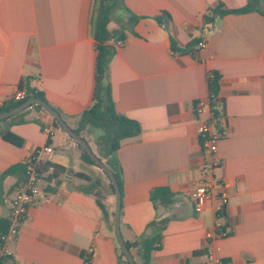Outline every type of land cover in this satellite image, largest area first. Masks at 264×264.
Segmentation results:
<instances>
[{
  "label": "crops",
  "instance_id": "crops-1",
  "mask_svg": "<svg viewBox=\"0 0 264 264\" xmlns=\"http://www.w3.org/2000/svg\"><path fill=\"white\" fill-rule=\"evenodd\" d=\"M249 1L122 0L112 14L110 29L131 16L139 19L126 31L127 41L117 45L107 81L117 111L142 128L117 152L123 170V238L142 240L153 234L148 228L153 221L168 220L150 264H208L206 235L214 230L220 201L197 211L191 192L205 181L203 168L212 158L199 138L201 122L210 117L221 134L220 166L213 176L224 184L220 193L229 200L230 230L213 244L226 264H264V0L244 14L215 12L242 9ZM98 7V0H0V102L9 103L19 89L35 90L69 117V125L75 121L70 118L90 108ZM212 15L216 28L206 40L204 24ZM196 40H206L207 46L185 53L172 48L173 42L184 49ZM213 76L219 93L212 103ZM198 102L210 115L197 118ZM24 119L2 124V132L10 131L20 143L0 134V174L50 144L54 152L45 160L101 182L105 210L85 179L70 177L53 194H45L41 184V196L4 250L18 264H86L88 258L89 264H121L116 198L105 174L82 160L78 145L47 111L32 109ZM87 141L96 152L95 143ZM15 183L13 176L0 178V219L10 216L12 198L23 188L11 192ZM159 188L174 195L168 207L151 198ZM132 254L143 264L139 251Z\"/></svg>",
  "mask_w": 264,
  "mask_h": 264
},
{
  "label": "trees",
  "instance_id": "trees-1",
  "mask_svg": "<svg viewBox=\"0 0 264 264\" xmlns=\"http://www.w3.org/2000/svg\"><path fill=\"white\" fill-rule=\"evenodd\" d=\"M121 1L122 0H98V16L96 18L94 27V39L97 50L96 90L94 101L92 106L85 110L80 116L70 118L74 119L75 121L69 126L85 140H87V135H91L95 138L94 143L97 148L95 154L99 158H101V160L115 174L123 196V170L118 159L117 152L120 149L123 140L139 136L142 132V128L137 121L117 111L113 99L112 87L107 81L110 63L117 53V45L125 43L127 41L126 31L129 28L134 27L139 20L137 17L131 16L127 20L126 24H121L118 26V28L110 29V24L112 23V14L114 10L119 6ZM261 1L262 0H250L245 8L238 10H221V8H218L215 10V12L219 15L244 14L255 10L257 4H259ZM215 15L208 17L206 22L214 20ZM157 20L160 23L163 22L162 17H158ZM199 44L200 41L196 40L193 41L187 48L181 49L177 47L175 42H173L172 48L175 52L185 53L191 51L193 47ZM209 91L210 99L213 103L219 93V79L217 76H213L211 78ZM32 98H39L48 102L43 93L35 90H28L27 99L21 102L6 103L3 107L0 108V114L12 110ZM32 109L46 111L42 106L34 105L24 112L0 121V134L6 141L17 144L20 143V139L10 131L2 132V124L5 123L13 125L16 122H26L27 120L24 119V115ZM57 111L63 116L66 121L69 119V117L64 115L60 110ZM54 120L57 127L62 129L57 120ZM97 131L101 132L98 137L95 136V132ZM77 145L81 150L82 160L86 164L97 166L87 154L85 149L79 144ZM34 163L36 172L38 173L39 178L44 185L43 191L45 194H53L54 192H56L57 189L63 184V182L70 177L85 179L89 182L88 189L97 195L99 206L103 211L105 210L100 194L101 182H99L98 179L87 176L85 174H74L67 168L51 163L48 160H40ZM31 164V160H26L24 163L16 164L0 174V178L9 176H13L16 178V183L13 186L11 192L25 186L28 179L27 169ZM107 178L109 180V188L112 193L115 194L114 186L110 178L108 176ZM173 197L174 195L169 191L168 188L155 189L151 193L152 200L155 202L159 201L161 206L163 207H168L169 205H171L173 203ZM11 214L12 209L9 217L0 219V264H18V262L12 255H8L2 252V249L6 244V242L2 241V236H6L9 232V229L11 227ZM24 221L25 219L21 222V225L24 223ZM167 222V219L161 221H153L148 226L149 229L153 230V234L151 236L146 237L142 240H137L133 243L126 242L127 247L129 248L131 253L134 249L141 253L143 264H150L152 253L161 248L163 231L166 227ZM17 236H15L13 239H16ZM120 259L121 264H129L122 251L120 253ZM89 263L90 259L88 258L86 260V264Z\"/></svg>",
  "mask_w": 264,
  "mask_h": 264
},
{
  "label": "built area",
  "instance_id": "built-area-1",
  "mask_svg": "<svg viewBox=\"0 0 264 264\" xmlns=\"http://www.w3.org/2000/svg\"><path fill=\"white\" fill-rule=\"evenodd\" d=\"M216 28L215 20L205 22L204 30L206 33V40L210 38L213 31ZM204 40L200 42L199 46L205 48L207 46V41ZM28 91L19 89L16 91L14 96L8 100V102H21L27 99ZM6 102H0V108L3 107ZM195 115L197 118H202L210 111L209 108L203 103L198 102L194 108ZM48 135L52 134L50 129L45 130ZM199 138L201 140L202 146L211 154V161L205 165L203 168V173L205 175V181L202 185L198 186L191 192V199L195 204L197 211L203 210V208L212 200L218 199L220 202L216 207V221L214 230L208 232L206 235L208 243L206 255L208 258V264H226L222 258L217 254L215 241L221 238H227L230 235V230L226 221V211L229 206V200L226 196L221 195L220 190L224 187V184L215 179L213 176L214 170L220 166L219 160L216 158V154L219 148V142L221 140V134L214 129V124L209 120L202 121L199 127ZM54 152L53 147L48 144L45 147L36 151V153L31 156L28 160H31V165L27 169V182L25 186L18 190L11 201V227L6 236H2V241L7 242L13 239L19 234L21 228V222L25 219L29 206L42 194L41 190V180L38 173L36 172L35 163L40 160H45V158ZM3 253H7L4 248ZM93 252V248L90 249Z\"/></svg>",
  "mask_w": 264,
  "mask_h": 264
},
{
  "label": "water",
  "instance_id": "water-1",
  "mask_svg": "<svg viewBox=\"0 0 264 264\" xmlns=\"http://www.w3.org/2000/svg\"><path fill=\"white\" fill-rule=\"evenodd\" d=\"M34 105H40L42 106L51 116H53L57 122L60 124L62 129L75 141L76 144H79L82 146L87 154L90 156V158L95 162V164L110 178L115 191V214H114V230L117 238V242L119 244V247L124 254L126 260L129 262V264H137L135 258L133 257L131 251L127 247V244L123 238L122 231H121V213H122V193L121 188L119 186V183L117 181V178L113 171L99 158L95 152L92 150L89 142L85 140L83 137L78 135L67 123V121L63 118V116L54 108L52 107L48 102L39 99V98H32L20 106L6 111L2 114H0V121L13 117L21 112H24L25 110L31 108Z\"/></svg>",
  "mask_w": 264,
  "mask_h": 264
},
{
  "label": "rangeland",
  "instance_id": "rangeland-1",
  "mask_svg": "<svg viewBox=\"0 0 264 264\" xmlns=\"http://www.w3.org/2000/svg\"><path fill=\"white\" fill-rule=\"evenodd\" d=\"M115 11V10H114ZM114 20L116 21V23L117 24H120L121 23V21H120V19H115L114 18ZM111 27H114V25H111ZM101 134V132L100 131H97V134L95 135V136H99ZM87 138H89L90 139V141H92V143L94 144V142H95V138L93 137V136H91V135H87ZM95 148H96V146H95ZM97 149V148H96ZM98 174H100V175H102V174H105L99 167H98ZM102 176H106V179H108L107 178V175L105 174V175H102ZM108 182H109V180H108ZM109 184V183H108ZM109 188V187H108ZM109 190H110V188H109ZM110 192L112 193V191L110 190ZM136 260H138V258L136 257Z\"/></svg>",
  "mask_w": 264,
  "mask_h": 264
}]
</instances>
